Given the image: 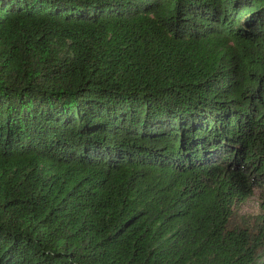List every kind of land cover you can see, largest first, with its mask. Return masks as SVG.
I'll list each match as a JSON object with an SVG mask.
<instances>
[{
  "label": "trees",
  "instance_id": "obj_1",
  "mask_svg": "<svg viewBox=\"0 0 264 264\" xmlns=\"http://www.w3.org/2000/svg\"><path fill=\"white\" fill-rule=\"evenodd\" d=\"M264 0H0V264H264Z\"/></svg>",
  "mask_w": 264,
  "mask_h": 264
},
{
  "label": "rangeland",
  "instance_id": "obj_2",
  "mask_svg": "<svg viewBox=\"0 0 264 264\" xmlns=\"http://www.w3.org/2000/svg\"><path fill=\"white\" fill-rule=\"evenodd\" d=\"M264 186H258L253 194L236 208V221L248 227L254 226L263 214Z\"/></svg>",
  "mask_w": 264,
  "mask_h": 264
}]
</instances>
